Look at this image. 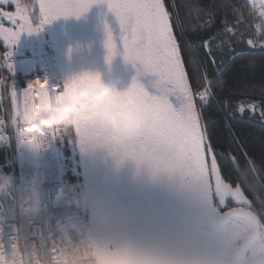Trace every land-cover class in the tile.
Segmentation results:
<instances>
[{"label": "snow or ice", "instance_id": "6c2138e0", "mask_svg": "<svg viewBox=\"0 0 264 264\" xmlns=\"http://www.w3.org/2000/svg\"><path fill=\"white\" fill-rule=\"evenodd\" d=\"M94 4H105L120 29L117 41L104 25L105 62L120 56L135 75L124 91L112 89L110 110L118 117L117 128L106 120L82 121L65 128L60 138L103 136L124 156L147 165L154 173L178 174L215 205L214 212L219 209L216 220L224 241L211 247L225 253L226 264H264V160L258 163L242 153L235 133L236 123L257 113L264 128V100L249 101L247 107L230 111L216 100L225 90L230 66L245 57H264V0H240L239 4L232 0H182L179 5L173 0L174 9H184V15L177 13L175 20L164 0H0V41L9 49L0 53V66L12 73L10 49L22 33H35L60 17H80ZM217 21L219 29L206 35ZM185 33L196 38L186 47L181 41ZM142 76L155 78L148 82L153 93L138 81ZM80 79L101 86L97 74ZM29 89L33 95L39 89L48 90L47 81L30 82L20 92L12 87V132L6 136L5 122L0 120V142L7 143L15 136L23 143L17 109L21 92L26 94ZM60 91L58 87L50 90ZM124 117L129 118L127 123ZM223 130H227L228 140L221 138ZM52 137L57 138L56 131ZM223 160L231 161V166L222 169ZM233 172L234 182L230 179ZM228 200L238 206H230Z\"/></svg>", "mask_w": 264, "mask_h": 264}, {"label": "water", "instance_id": "95a60500", "mask_svg": "<svg viewBox=\"0 0 264 264\" xmlns=\"http://www.w3.org/2000/svg\"><path fill=\"white\" fill-rule=\"evenodd\" d=\"M107 24L118 41L120 29L105 4H94L80 17H60L47 23L55 41L68 92L74 126L82 121L106 120L119 126L106 93L84 79L81 72L98 74L100 85L124 91L135 70L120 56L105 62ZM82 78V77H81ZM154 77H138L146 90ZM78 81V82H77ZM125 123L129 118L124 117ZM89 184L92 240L99 264H226L218 241L219 227L208 202L178 174L153 172L123 155L103 136L80 139Z\"/></svg>", "mask_w": 264, "mask_h": 264}, {"label": "built area", "instance_id": "2783aa9c", "mask_svg": "<svg viewBox=\"0 0 264 264\" xmlns=\"http://www.w3.org/2000/svg\"><path fill=\"white\" fill-rule=\"evenodd\" d=\"M0 46V53L8 51ZM8 61L13 65L11 74L0 66V120L5 122L6 136L10 135L11 89L20 92L35 78L43 76L53 87L61 90L64 81L62 68L57 61V49L48 25H44L43 40L28 47L11 48ZM33 56V57H32ZM0 65L3 60L0 59ZM27 68V69H26ZM31 74L32 79L25 85L9 83L13 77ZM5 80L7 81L5 83ZM37 91L36 108L31 100V89L20 95L17 114L21 117L18 132L24 134L23 143L11 136L7 143L0 142V151L5 157L0 161V178L9 180L8 195H0V217L5 223L0 225V243L7 245L8 236L14 225H22L27 237L38 232L52 245L62 244L58 238L60 227L67 221L87 216L89 206V184L81 149L71 144V137L60 138L65 128H70V111L63 106L62 92ZM53 100H56L55 103ZM52 102V103H51ZM57 138L53 139L52 132ZM35 192L42 210L36 217L25 219L20 215L18 200ZM58 199H75L81 208H72L55 203ZM70 246L82 249L87 256H95L92 238L82 246L73 242ZM96 258V256H95Z\"/></svg>", "mask_w": 264, "mask_h": 264}, {"label": "trees", "instance_id": "16d2710c", "mask_svg": "<svg viewBox=\"0 0 264 264\" xmlns=\"http://www.w3.org/2000/svg\"><path fill=\"white\" fill-rule=\"evenodd\" d=\"M164 2L169 11L172 12L174 20L177 13L180 16L184 15L183 8L174 9L172 7L173 0H164ZM232 2L239 4L240 0H232ZM175 3L179 5L182 3V0H175ZM244 15L247 17L248 13L245 11ZM229 20L231 22V14H229ZM220 26V22L217 21L216 25H214L206 35L215 33ZM195 40L196 38L189 33H185L181 38L182 44L185 47L189 41L195 42ZM239 47H243V45ZM249 60H254V63L249 64ZM32 78L31 74H21L13 77V81L9 83L25 85L29 83ZM225 78L227 80L225 90L216 97L217 101L223 102L225 110H235L242 105L247 107L246 102L249 101L259 102L264 100V96L261 95V90L264 89V57L258 54L253 57H245L243 60L230 66L225 74ZM260 125L261 122L258 113L254 118L246 115L243 121L235 124V133L238 138V144L242 146V153H247L249 157L254 158L258 163L264 160V128ZM72 126H74V122H72L71 127ZM221 138L223 140H228L227 130L221 132ZM77 141L78 137H71V144L73 146H76ZM242 153H236L241 160H243ZM4 157V152L0 151V161H2ZM230 166L231 161H221L222 169ZM234 176L235 173L233 172L230 178L233 182ZM244 191L245 195H247L249 199H252L251 194L248 193L246 189H244Z\"/></svg>", "mask_w": 264, "mask_h": 264}, {"label": "clouds", "instance_id": "9594fccd", "mask_svg": "<svg viewBox=\"0 0 264 264\" xmlns=\"http://www.w3.org/2000/svg\"><path fill=\"white\" fill-rule=\"evenodd\" d=\"M85 74H96L92 72H81L68 77L74 81L84 77ZM98 75V74H97ZM96 91L106 93V99H111L112 89L108 85L97 87ZM9 180L0 178V195H8ZM57 205L72 208H81V202L75 199H58ZM20 215L25 219L36 217L40 214L42 206L35 192L25 195L18 200ZM5 220L0 217V225ZM0 264H99L92 253H85L76 246L52 245L46 241L38 232L24 234L22 225H14L8 236L7 245L0 243Z\"/></svg>", "mask_w": 264, "mask_h": 264}, {"label": "rangeland", "instance_id": "374dc122", "mask_svg": "<svg viewBox=\"0 0 264 264\" xmlns=\"http://www.w3.org/2000/svg\"><path fill=\"white\" fill-rule=\"evenodd\" d=\"M25 2H29L30 3L31 0H25ZM9 7H11V5H9ZM33 34H34V37H35V43L37 41H39V39H40V41H42L43 37H44V25L42 26L41 30H39V31H37V32H35ZM26 36H27V33H22L20 35V37L18 38L17 42L14 45H12L11 47L23 45L22 43L26 39ZM53 42L55 43L54 40H53ZM26 47H28V46H26ZM57 61L59 62L58 56H57ZM36 80L43 81L40 77H36L33 80V83ZM34 87L38 88V85L34 84ZM48 87L52 89L53 85L49 84ZM61 87H62L61 88V92H62V96H63L62 97L63 106H65V107H67L69 109L70 115H71V119L73 121V115H72V112H71V109H70V102H69V97H68V92H67L65 80L63 81ZM53 101L55 103H57L56 100H53ZM76 146L78 147V150H79L80 149L79 140L76 142ZM227 203L229 205H231V206H234V207L238 206L232 200H228ZM208 206H209L210 213L212 214V216L216 217L217 212L219 211V209H217V212H214L213 208L215 207V205H210L208 203ZM86 211H87V216H86L85 221L83 220V218H80V219H77V220H70V221L65 222L60 227V232L58 233V238H59V240L61 241L62 244L70 246V244H72L73 242H77V244L82 246L86 240H90L92 238L91 212H90L89 206H87ZM215 237H216L219 245L223 243L224 235H223V232H222L220 226L215 231ZM225 259H226V255H225Z\"/></svg>", "mask_w": 264, "mask_h": 264}, {"label": "crops", "instance_id": "0c3cea01", "mask_svg": "<svg viewBox=\"0 0 264 264\" xmlns=\"http://www.w3.org/2000/svg\"><path fill=\"white\" fill-rule=\"evenodd\" d=\"M23 45L20 46H13L11 48H20V47H26V46H32L35 44V37L33 33H27L26 39L23 41L22 43ZM0 46L4 49H8L6 48V46L3 44L2 41H0Z\"/></svg>", "mask_w": 264, "mask_h": 264}, {"label": "bare ground", "instance_id": "6f19581e", "mask_svg": "<svg viewBox=\"0 0 264 264\" xmlns=\"http://www.w3.org/2000/svg\"><path fill=\"white\" fill-rule=\"evenodd\" d=\"M36 78V77H35ZM34 78V79H35ZM43 81H47L43 76H41L40 77ZM33 79V80H34ZM33 80L31 81V82H33ZM47 85H49V83L47 82ZM31 100H32V102H33V104H34V106H35V108H36V105H37V95H33L32 94V90H31Z\"/></svg>", "mask_w": 264, "mask_h": 264}, {"label": "flooded vegetation", "instance_id": "af4514ba", "mask_svg": "<svg viewBox=\"0 0 264 264\" xmlns=\"http://www.w3.org/2000/svg\"><path fill=\"white\" fill-rule=\"evenodd\" d=\"M222 254H223V256H224V259H225V253L223 252ZM225 260H226V259H225Z\"/></svg>", "mask_w": 264, "mask_h": 264}]
</instances>
